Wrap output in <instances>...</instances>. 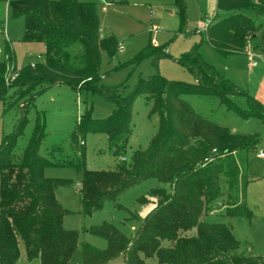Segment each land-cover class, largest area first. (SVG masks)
<instances>
[{"label": "trees", "instance_id": "trees-1", "mask_svg": "<svg viewBox=\"0 0 264 264\" xmlns=\"http://www.w3.org/2000/svg\"><path fill=\"white\" fill-rule=\"evenodd\" d=\"M173 4L184 24V0H173ZM215 7L217 19L208 24L205 41L227 56L246 52L249 42L256 40L252 49L264 57V26L247 14L264 15V0H216ZM8 8L12 17L23 19L22 40L43 43L45 56L19 68L13 65L9 73L13 53L5 42L7 58L0 60V101L7 106L18 104L23 114L14 132L0 143V264H15L20 243L28 261L70 264L79 231L63 226V216L69 211L57 197V188L70 180L45 177L43 170L48 165H69L77 170L81 211L87 215L101 209L106 200L122 208L117 202L121 194L147 178L167 185L150 188L136 199L149 210L144 215L129 211L127 218L139 222L133 236L108 222L84 228L103 237L106 246L80 242L81 264H106L118 256L122 264H147L145 259L153 256L157 264H258V255L241 250L231 224L211 219V204L221 198L222 215L251 220L252 211L236 198L239 166L234 153L256 148L261 140L202 117L183 96L215 95L239 116L262 121L264 105L245 93L247 107H238L231 96L244 92L203 59L198 44L180 59L193 75L191 82L154 74L141 78L129 95L119 96L115 86L100 84L101 50L112 56L117 42L112 35L101 36L97 2L9 0ZM221 13L226 14L218 18ZM146 55L153 59L165 55L164 47L146 46L135 60ZM57 83L100 91L116 106L99 119L85 110L70 134L71 153L56 145L50 147L48 156L39 152L45 135L44 113L35 109L27 144L18 150L16 139L33 99ZM137 94L151 102L149 114L158 117L157 130L147 147L134 150L129 161L118 158L112 169H89L84 156L86 134L105 133L110 152L121 156L131 132ZM193 228L194 234L185 233Z\"/></svg>", "mask_w": 264, "mask_h": 264}, {"label": "rangeland", "instance_id": "rangeland-1", "mask_svg": "<svg viewBox=\"0 0 264 264\" xmlns=\"http://www.w3.org/2000/svg\"><path fill=\"white\" fill-rule=\"evenodd\" d=\"M9 0H0V60L5 58V40L12 45L13 61L16 68L30 62L41 61L45 56L43 43L22 40L23 19L12 17L8 8ZM98 3L101 36L112 35L117 42V49L108 55L101 50L100 84L115 86L119 96L129 95L138 81L154 74L167 79L191 82L192 73L185 68L180 59L194 44L203 59L213 65L219 72L232 80L244 93L231 96L240 108L247 107L245 93L253 96L264 105V57L253 52L234 53L222 56L204 39L205 31H199L201 22L210 23L216 20V0H184L185 23L182 24L173 0H87ZM226 13H221V18ZM255 22L264 26V15L254 16L247 11ZM156 27L153 29L152 27ZM8 42V43H9ZM254 46L257 41H250ZM122 44L123 49L118 45ZM164 47L165 55H146L135 60L136 55L146 46ZM163 46V47H162ZM255 61V63H254ZM8 63V62H7ZM9 65L11 63H8ZM183 98L202 117L226 126L240 134H252L260 138L256 148L239 150L234 153L239 166V180L236 198L245 203L252 211L251 220L228 218L222 215L221 198L212 202L211 219L232 225L234 235L240 240L241 250L258 255L264 264V158L257 152L264 148V121L258 117L243 118L228 109L215 95L190 94ZM115 101L100 91L76 88L67 83H57L45 88L35 96L33 104L26 113L27 121L22 133L16 139V148L23 149L28 141L33 126L35 109L41 110L45 118V135L39 145V152L48 156L50 147L61 146L63 152L71 153L70 134L81 114L90 111L92 118H104L115 108ZM151 102L143 95L134 96L132 104L131 132L128 135L123 154L115 157L108 147L107 135L102 132H89L84 139L85 161L89 169H112L118 158L126 161L134 150L147 147L150 138L157 130L158 117L149 114ZM22 111L18 104L7 106L0 101V143L6 135L12 134L22 119ZM43 174L47 178H63L70 183L57 188V197L69 212L63 216L65 228L79 231V244L74 251L70 264H81L80 242L85 241L95 247L104 248L106 240L96 234L84 231V228L98 226L103 222L112 223L127 236H133L138 228L136 219H128L129 211L143 214L136 199L146 195L153 187H166L155 178H147L129 188L117 199L122 208H116L111 200H106L101 209L90 215L84 214L80 206V175L69 165H48ZM224 199V198H223ZM148 208V207H147ZM195 233V229L185 232ZM167 245V241L162 242ZM147 264H157L155 256L145 259ZM15 264H39L38 259L28 261L24 246L19 244V258ZM106 264H122L118 256Z\"/></svg>", "mask_w": 264, "mask_h": 264}, {"label": "built area", "instance_id": "built-area-1", "mask_svg": "<svg viewBox=\"0 0 264 264\" xmlns=\"http://www.w3.org/2000/svg\"><path fill=\"white\" fill-rule=\"evenodd\" d=\"M207 26H208V23H205V22H201L200 23V25H199V31H201V30H206V28H207ZM153 29H156V27H152ZM118 48L119 49H123V46H122V44H119L118 45ZM0 52H2L1 50H0ZM254 55H258V54H254ZM259 56H260V54H259ZM5 58H7V55L5 54ZM254 63H255V61H254ZM12 67H13V65H12V63L10 64V65H8V69H9V73H10V70L12 69ZM8 73V74H9ZM257 156L258 157H260V158H264V148H262V149H260L258 152H257Z\"/></svg>", "mask_w": 264, "mask_h": 264}, {"label": "crops", "instance_id": "crops-1", "mask_svg": "<svg viewBox=\"0 0 264 264\" xmlns=\"http://www.w3.org/2000/svg\"><path fill=\"white\" fill-rule=\"evenodd\" d=\"M100 1L104 2V0H100ZM105 2H108V0H105ZM214 16H215V15H214ZM5 41L9 42V40H5ZM250 44H251V43L249 42V44H248V46H247V49H246V52L250 51V52H253V53L257 54L256 51H254V50L252 49V47L250 46ZM9 47H10V49H11V51H12V45H11L10 42H9ZM258 55H259V54H258ZM260 56H261V55H260ZM148 210H149V207H148V208L146 207V209L144 210V213H143L142 215H144Z\"/></svg>", "mask_w": 264, "mask_h": 264}]
</instances>
